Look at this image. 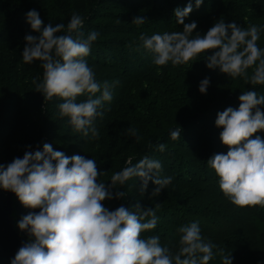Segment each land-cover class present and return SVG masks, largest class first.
Returning a JSON list of instances; mask_svg holds the SVG:
<instances>
[{
  "label": "trees",
  "instance_id": "16d2710c",
  "mask_svg": "<svg viewBox=\"0 0 264 264\" xmlns=\"http://www.w3.org/2000/svg\"><path fill=\"white\" fill-rule=\"evenodd\" d=\"M188 3L189 0H0V165L22 158L25 151H42L47 143L67 157L95 159L98 171L105 173L98 181L107 185L130 157L135 164L147 155L160 161V176L172 177V182L153 196L155 185L151 181L141 194V181L132 178L111 189L113 195L116 191L127 195L123 200L102 201L106 208L115 210L121 204L131 207L137 202L155 208L158 223L141 237L158 235L161 246L172 253L178 247V229L197 222L202 239L216 246L214 253L222 248L224 255L233 258L232 264H264V207L233 205L207 165L209 158L229 150L219 138L222 128L215 125L217 114L228 107L237 109L238 97L245 91L264 95V85L253 86L218 68L208 69L205 57L216 50L201 53L195 61L179 66L171 62L156 66L151 52L137 50L141 35L182 31L174 10ZM192 3L193 11L185 23L197 22L193 35H205L219 20L226 24L235 21L245 29L251 25L264 29V0H203L199 8L194 0ZM32 9L43 21L41 30L49 23L66 26L73 14H79L84 18L80 31L85 36L92 31L98 33L85 59L97 81H118L111 89V101L105 102L102 109L103 117L93 121L98 139H92L91 133L85 137L74 131L69 118L58 116L61 98L48 100L35 91L33 81L42 79V62L25 64L22 58L24 37L38 35L26 22V13ZM137 16L143 17L145 23H132ZM257 45L264 49V30ZM252 71L248 70L249 75ZM206 77L210 83L206 94H201L199 84ZM86 98L80 96L77 101ZM259 107L264 113V105ZM129 127L138 130V140L126 134ZM178 127L180 139L172 140L170 132ZM256 136L264 140V130L250 138ZM160 143L167 145L164 152L157 150ZM8 192L0 188L3 196ZM11 207L15 231L26 243L34 242V237L17 225L23 216L39 209L24 207L14 193ZM209 264H222V259L214 255Z\"/></svg>",
  "mask_w": 264,
  "mask_h": 264
},
{
  "label": "clouds",
  "instance_id": "9594fccd",
  "mask_svg": "<svg viewBox=\"0 0 264 264\" xmlns=\"http://www.w3.org/2000/svg\"><path fill=\"white\" fill-rule=\"evenodd\" d=\"M195 7L203 0H194ZM193 11L192 0L183 8H176V23L182 31L141 35L137 46L153 54V64L172 66L187 64L208 50L205 57L208 69L218 68L231 78L241 77L253 86L264 85V49L257 45L261 27L238 26L235 21L219 20L205 35H193L197 22L185 23ZM26 22L38 35H26L22 52L25 64L42 62V79L35 84V91L45 99L59 97L58 116L69 118L74 131L82 132L92 139L99 138L93 125L97 116L103 117L105 102L112 99L111 89L118 81H103L95 78L86 57L91 44L97 40L95 31L85 34L80 31L84 18L73 14L65 24H47L35 9L26 13ZM119 22V21H117ZM132 23L142 25L143 17L137 16ZM59 33V35H57ZM62 33V34H61ZM258 62V63H257ZM253 69L251 75L248 70ZM209 78L199 84V92L206 94ZM96 93L100 95L96 96ZM85 100L77 101L80 96ZM239 107L226 108L217 114L215 125L222 128L220 140L228 147L226 154H215L207 165L219 178V189L237 207H264V140L254 133L264 130V95L254 90L243 92ZM138 130L127 129V135L135 136ZM181 129L170 132L172 140L180 139ZM31 147V146H28ZM157 150L164 152L167 145L160 143ZM160 161L145 155L132 164L130 157L126 166L114 173L110 183L99 182L104 175L98 171L95 159L81 155L67 157L63 152L45 143L42 151H25L22 158L0 165V188L16 195L29 212L18 222L21 231H27L34 242H27L17 251L10 264H209L214 255H219L222 264H232V257L224 255L211 242H205L197 222L178 229L180 235L175 253L162 247L160 237L151 235L142 238L141 233L152 230L158 223L156 209L142 206L139 202L131 207L121 204L109 210L102 201L113 198L123 200L127 193L111 189L124 185L132 178L141 181L139 191L143 194L149 181L155 185L151 195H159L172 182V177H161Z\"/></svg>",
  "mask_w": 264,
  "mask_h": 264
},
{
  "label": "water",
  "instance_id": "95a60500",
  "mask_svg": "<svg viewBox=\"0 0 264 264\" xmlns=\"http://www.w3.org/2000/svg\"><path fill=\"white\" fill-rule=\"evenodd\" d=\"M12 195L10 191L4 198L0 194V264H10L19 248L26 243L11 226L9 214L12 211Z\"/></svg>",
  "mask_w": 264,
  "mask_h": 264
},
{
  "label": "rangeland",
  "instance_id": "374dc122",
  "mask_svg": "<svg viewBox=\"0 0 264 264\" xmlns=\"http://www.w3.org/2000/svg\"><path fill=\"white\" fill-rule=\"evenodd\" d=\"M2 198H4L5 196H1ZM11 211V210H10ZM9 217H10V220H11V216H10V214H9ZM11 226H12V229L15 231V229H14V227H13V223L11 224Z\"/></svg>",
  "mask_w": 264,
  "mask_h": 264
}]
</instances>
